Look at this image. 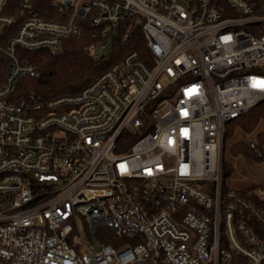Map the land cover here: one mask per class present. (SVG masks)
Wrapping results in <instances>:
<instances>
[{
    "label": "built area",
    "instance_id": "1",
    "mask_svg": "<svg viewBox=\"0 0 264 264\" xmlns=\"http://www.w3.org/2000/svg\"><path fill=\"white\" fill-rule=\"evenodd\" d=\"M123 24L145 54L76 93L26 89L33 51L91 31L100 56ZM263 101L249 0H0V264H264V189L222 169L226 124Z\"/></svg>",
    "mask_w": 264,
    "mask_h": 264
},
{
    "label": "trees",
    "instance_id": "2",
    "mask_svg": "<svg viewBox=\"0 0 264 264\" xmlns=\"http://www.w3.org/2000/svg\"><path fill=\"white\" fill-rule=\"evenodd\" d=\"M258 12L264 11V0H249ZM127 24L121 25L115 34L110 50L106 54L96 56L89 49L92 41L91 31H86L83 36H70L64 38L61 52L51 49H42L31 53L32 61L40 70L39 77H25L26 89L35 92L45 98L53 96L76 93L89 84L94 78L101 74L108 66L126 51L133 48L138 49L141 54H145L144 41L138 28L132 36L124 40V33ZM136 36L140 43L133 44ZM112 57H109L111 56ZM119 56V57H116ZM261 119L264 120V101L255 105L248 112L232 119L226 124L225 137L231 136L237 127L246 132H251L257 128ZM259 144H264V131L258 133ZM231 152L234 155L258 158L248 144H233ZM223 177L228 179L236 174L234 166L228 162H222ZM244 192L246 196L258 199V191L264 189L260 183H248L237 188Z\"/></svg>",
    "mask_w": 264,
    "mask_h": 264
},
{
    "label": "rangeland",
    "instance_id": "3",
    "mask_svg": "<svg viewBox=\"0 0 264 264\" xmlns=\"http://www.w3.org/2000/svg\"><path fill=\"white\" fill-rule=\"evenodd\" d=\"M57 52H61V50L60 51L58 50ZM261 121H264V120L261 119ZM257 128H255L251 132H246L242 128L237 127L231 136H228L227 138L225 137V142H224L225 150L223 153L224 158L226 160L227 159L231 160L232 164L237 170L236 175H233L232 177L227 179L228 181L227 186L237 189L247 184L246 181L245 182L239 181L238 177L256 178L257 180L262 181V183L264 184V157L262 158L252 157L251 159H249V158L244 157L243 155L235 156L230 152L231 141L233 142L232 145L235 143L245 144L247 142L246 140L250 138V136H253V140L259 144L258 133L260 131L257 133L256 132ZM260 146L262 150L264 151V144Z\"/></svg>",
    "mask_w": 264,
    "mask_h": 264
},
{
    "label": "crops",
    "instance_id": "4",
    "mask_svg": "<svg viewBox=\"0 0 264 264\" xmlns=\"http://www.w3.org/2000/svg\"><path fill=\"white\" fill-rule=\"evenodd\" d=\"M259 131H264V121H261L260 122V124L258 125V128H257V130H256V132L258 133ZM237 134V133H236ZM250 138H253V136H250ZM232 141H231V143H230V152H231V146H232ZM224 150H225V148L223 149V151H222V162L225 160V161H228V162H230L231 164H232V162H231V160H226L225 158H224V155H223V153H224ZM232 153V152H231ZM233 154V153H232ZM234 155V154H233ZM235 156H237V155H235ZM244 157H246V156H244ZM246 158H249V159H251L252 157H246ZM254 158V157H253ZM233 165V164H232ZM234 166V165H233ZM235 168V167H234ZM235 172L237 173V170H236V168H235ZM236 175V174H235ZM238 180L239 181H243V182H245L246 181V183L248 184V183H260V184H263L262 183V181H260V180H257L256 178H245V177H238ZM264 185V184H263Z\"/></svg>",
    "mask_w": 264,
    "mask_h": 264
}]
</instances>
